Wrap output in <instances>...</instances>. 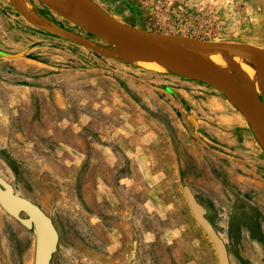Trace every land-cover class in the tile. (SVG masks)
<instances>
[{
    "label": "rangeland",
    "instance_id": "rangeland-1",
    "mask_svg": "<svg viewBox=\"0 0 264 264\" xmlns=\"http://www.w3.org/2000/svg\"><path fill=\"white\" fill-rule=\"evenodd\" d=\"M93 1L145 31L264 48V0ZM28 2L35 16L110 48ZM0 51H26L22 65L0 64V176L53 220L52 264H218L184 186L231 264H264V245L251 239L264 231V152L223 95L98 56L32 26L9 0H0ZM37 81L50 89L24 87ZM34 242L0 208V264H33Z\"/></svg>",
    "mask_w": 264,
    "mask_h": 264
},
{
    "label": "water",
    "instance_id": "water-1",
    "mask_svg": "<svg viewBox=\"0 0 264 264\" xmlns=\"http://www.w3.org/2000/svg\"><path fill=\"white\" fill-rule=\"evenodd\" d=\"M32 26L94 52L98 56L120 58L136 66L156 62L174 70L169 72L199 81L223 95L241 114L264 152V48L252 44L201 41L188 37L153 33L117 20L93 0H34L110 48L96 45L89 38L35 16L18 0H9ZM26 53L6 54L21 57ZM222 56L231 61L241 58L250 65L256 80L242 70L215 67L211 59ZM166 64V65H165ZM263 66V70L258 68ZM239 75V76H238ZM191 213L212 243L218 264H230L227 247L207 219V210L191 190L183 187ZM0 208L27 231L34 232L33 264H52L59 245V233L52 219L34 202L16 194L12 185L0 176Z\"/></svg>",
    "mask_w": 264,
    "mask_h": 264
},
{
    "label": "bare ground",
    "instance_id": "bare-ground-1",
    "mask_svg": "<svg viewBox=\"0 0 264 264\" xmlns=\"http://www.w3.org/2000/svg\"><path fill=\"white\" fill-rule=\"evenodd\" d=\"M18 1L23 8L25 7L29 8L28 0H18ZM211 63L215 67L226 68V69L229 68L231 71L242 70L243 72H246L252 78V80H256L255 70L250 65L246 64L241 58L232 57L231 61L229 62L228 59H226L225 57L216 56L211 59ZM144 65H148L150 68H153L155 70H173L170 65L162 67L160 66L161 64L156 62H151L149 64H144ZM258 70L259 71L263 70V66H260Z\"/></svg>",
    "mask_w": 264,
    "mask_h": 264
},
{
    "label": "crops",
    "instance_id": "crops-1",
    "mask_svg": "<svg viewBox=\"0 0 264 264\" xmlns=\"http://www.w3.org/2000/svg\"><path fill=\"white\" fill-rule=\"evenodd\" d=\"M0 52L6 53V52H3V51H0ZM20 53H22V52H20ZM6 54H8V53H6ZM17 54H19V53H17ZM25 55H26V53L23 56H21V57H15V58L4 57V56L0 55V64L2 62L4 65H22L21 62L18 63V61H16V60H21ZM36 63H39V62L37 61ZM19 84H21V83H19ZM23 85H25V83H23ZM21 86H22V84H21ZM24 87H28L31 90H33V89H39V88H41V89L42 88H45V89L48 88V86L44 85V83L43 82H40V81H37V82H35V83L31 84V85H27V86H24ZM48 89H50V88H48ZM15 112H16V109H13L11 116H14L13 114ZM14 117H18V116H14ZM80 131H82L83 133H87V129L86 128L81 129ZM259 230H260L259 224L256 225L255 222H254V231L255 232H258ZM261 234L263 235L262 238L253 236L251 238L252 241H253L252 243L256 242V244H260L261 243L262 245H264V231L262 232V230H261Z\"/></svg>",
    "mask_w": 264,
    "mask_h": 264
},
{
    "label": "flooded vegetation",
    "instance_id": "flooded-vegetation-1",
    "mask_svg": "<svg viewBox=\"0 0 264 264\" xmlns=\"http://www.w3.org/2000/svg\"><path fill=\"white\" fill-rule=\"evenodd\" d=\"M8 54H12V55H14V54H17V53H8ZM11 185V184H10ZM13 187V186H12ZM14 188V187H13ZM17 194V193H16ZM18 195V194H17ZM25 198V197H24ZM27 199V198H26ZM29 200V199H28ZM206 209V208H205ZM207 210V209H206ZM4 212V211H3ZM5 213V212H4ZM208 213V212H207ZM6 214V213H5ZM208 215V214H207ZM6 216H8L7 214H6ZM9 218H11L10 216H8ZM11 219H13V218H11ZM14 220V219H13ZM14 221H16V220H14ZM53 221V220H52ZM17 222V221H16ZM18 223V222H17ZM19 224V223H18ZM29 232H32V231H29ZM228 251V250H227ZM228 256H229V253H228ZM230 261V260H229ZM231 264V263H230Z\"/></svg>",
    "mask_w": 264,
    "mask_h": 264
},
{
    "label": "trees",
    "instance_id": "trees-1",
    "mask_svg": "<svg viewBox=\"0 0 264 264\" xmlns=\"http://www.w3.org/2000/svg\"><path fill=\"white\" fill-rule=\"evenodd\" d=\"M14 119L16 118V117H14V116H12ZM88 130V129H87Z\"/></svg>",
    "mask_w": 264,
    "mask_h": 264
}]
</instances>
